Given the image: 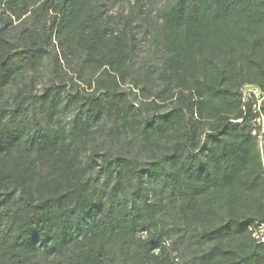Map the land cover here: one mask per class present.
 <instances>
[{
  "label": "trees",
  "instance_id": "trees-1",
  "mask_svg": "<svg viewBox=\"0 0 264 264\" xmlns=\"http://www.w3.org/2000/svg\"><path fill=\"white\" fill-rule=\"evenodd\" d=\"M101 1L0 0V97L17 86L0 264H264V138L242 93L264 92V0H169L156 20L134 0L118 31ZM47 58L61 85L18 87ZM73 60L87 92L65 87Z\"/></svg>",
  "mask_w": 264,
  "mask_h": 264
},
{
  "label": "rangeland",
  "instance_id": "rangeland-1",
  "mask_svg": "<svg viewBox=\"0 0 264 264\" xmlns=\"http://www.w3.org/2000/svg\"><path fill=\"white\" fill-rule=\"evenodd\" d=\"M169 0H148L145 3V7L143 8L144 14L148 15L149 18L156 20L159 10L166 4V2ZM136 9L134 0H102L98 10L103 13L104 17L106 18V22L110 28L113 30H120L123 28V23L125 21L126 16L132 11ZM17 22H14L12 27H10L11 30H15V32L19 31V28L16 26ZM137 25V36L138 38H141L143 40L142 42V48L140 55L141 57L145 55V53L148 50V39L146 38V30L148 28L147 23L143 20H139L134 24ZM57 52L59 57L62 56V51L60 47H57ZM50 59L47 58L45 60V63L41 67L39 73L34 75L32 71H29L22 82L19 83V86H23V84H30V81L33 80V78H36V82L34 87L28 86L32 94L40 95L42 94V90L45 86H47L51 81H54L58 86L61 85L60 80L53 77L50 72ZM62 68L64 71L67 72V76L64 77V83L65 87L68 91L71 92H87L88 87L86 84L80 79L77 71L79 69L77 60H73L69 65L65 63L64 61H61ZM17 86L11 85L8 87L5 95L1 98L0 97V107L3 105H6V101L10 100L13 93L16 92ZM127 90L131 89L132 86L129 84L125 86ZM264 146V145H263ZM43 261V259H42Z\"/></svg>",
  "mask_w": 264,
  "mask_h": 264
},
{
  "label": "built area",
  "instance_id": "built-area-1",
  "mask_svg": "<svg viewBox=\"0 0 264 264\" xmlns=\"http://www.w3.org/2000/svg\"><path fill=\"white\" fill-rule=\"evenodd\" d=\"M244 101H252L253 113L256 118L252 121V134L264 138V113L262 111V106L264 104V92L254 86H245L242 89ZM249 232L254 241L259 244H264V223L255 222L249 227Z\"/></svg>",
  "mask_w": 264,
  "mask_h": 264
}]
</instances>
